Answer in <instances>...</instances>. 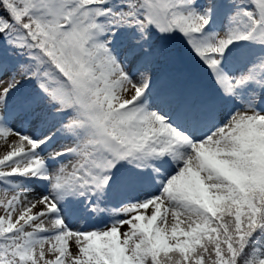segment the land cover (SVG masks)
I'll use <instances>...</instances> for the list:
<instances>
[{
  "label": "snow or ice",
  "instance_id": "1",
  "mask_svg": "<svg viewBox=\"0 0 264 264\" xmlns=\"http://www.w3.org/2000/svg\"><path fill=\"white\" fill-rule=\"evenodd\" d=\"M0 140V264H264V0H0Z\"/></svg>",
  "mask_w": 264,
  "mask_h": 264
},
{
  "label": "rangeland",
  "instance_id": "2",
  "mask_svg": "<svg viewBox=\"0 0 264 264\" xmlns=\"http://www.w3.org/2000/svg\"><path fill=\"white\" fill-rule=\"evenodd\" d=\"M188 52L190 53L189 50ZM194 63H196V60L194 61ZM184 69L191 77L195 78L196 80L198 79L199 76H194L189 70H187L186 68ZM210 83L211 82L203 81L201 84H203L205 87H209L211 86ZM26 130L29 131L30 134H33L34 130L30 128ZM35 134L40 135V133H35ZM61 142H62V138L56 139L55 143L50 145L47 150L56 148ZM5 150H6L5 142L3 140H0V153H3ZM28 186L32 188L34 194H41L46 191V183L44 181L33 180L31 182H28ZM113 206L119 207V205L117 204H114ZM149 213H150V210H149ZM108 222H110V217L107 214H101L98 216L89 217L85 220L73 219L71 223L75 227H80L81 225H83L84 227L91 228V227H103L104 224Z\"/></svg>",
  "mask_w": 264,
  "mask_h": 264
}]
</instances>
